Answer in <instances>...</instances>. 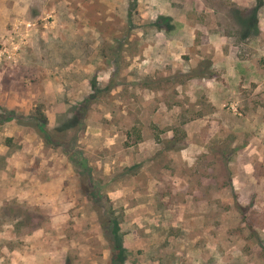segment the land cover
<instances>
[{
    "label": "rangeland",
    "instance_id": "obj_1",
    "mask_svg": "<svg viewBox=\"0 0 264 264\" xmlns=\"http://www.w3.org/2000/svg\"><path fill=\"white\" fill-rule=\"evenodd\" d=\"M1 6L0 264H264V0Z\"/></svg>",
    "mask_w": 264,
    "mask_h": 264
},
{
    "label": "crops",
    "instance_id": "obj_2",
    "mask_svg": "<svg viewBox=\"0 0 264 264\" xmlns=\"http://www.w3.org/2000/svg\"><path fill=\"white\" fill-rule=\"evenodd\" d=\"M5 7L4 6H1L0 7V22L1 23H6V20H7V15L5 14ZM9 16V15H8ZM4 18H6V19H4ZM9 20V19H8ZM15 107V106H14ZM30 236V235H29ZM37 251H38V249H37ZM31 253H33V252H29V254H31ZM47 254V253H46Z\"/></svg>",
    "mask_w": 264,
    "mask_h": 264
},
{
    "label": "trees",
    "instance_id": "obj_3",
    "mask_svg": "<svg viewBox=\"0 0 264 264\" xmlns=\"http://www.w3.org/2000/svg\"><path fill=\"white\" fill-rule=\"evenodd\" d=\"M113 229L111 230V233H113L115 236L118 235V232L120 231V226L116 222H112Z\"/></svg>",
    "mask_w": 264,
    "mask_h": 264
}]
</instances>
